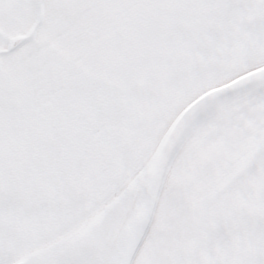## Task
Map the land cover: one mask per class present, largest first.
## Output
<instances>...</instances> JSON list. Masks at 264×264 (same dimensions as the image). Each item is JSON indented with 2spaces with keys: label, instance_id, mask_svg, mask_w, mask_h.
Returning a JSON list of instances; mask_svg holds the SVG:
<instances>
[{
  "label": "snow or ice",
  "instance_id": "obj_1",
  "mask_svg": "<svg viewBox=\"0 0 264 264\" xmlns=\"http://www.w3.org/2000/svg\"><path fill=\"white\" fill-rule=\"evenodd\" d=\"M0 264H264V0H0Z\"/></svg>",
  "mask_w": 264,
  "mask_h": 264
}]
</instances>
